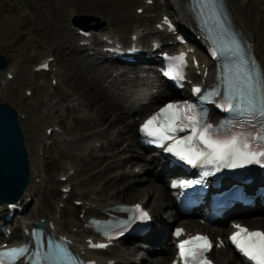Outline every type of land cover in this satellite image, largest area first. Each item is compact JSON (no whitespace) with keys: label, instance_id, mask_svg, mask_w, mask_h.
<instances>
[{"label":"rangeland","instance_id":"374dc122","mask_svg":"<svg viewBox=\"0 0 264 264\" xmlns=\"http://www.w3.org/2000/svg\"><path fill=\"white\" fill-rule=\"evenodd\" d=\"M101 1L102 0H95L97 3ZM230 1L240 13L239 16L242 22H244L247 29L255 37L258 50L264 55V0H249L248 3H245L244 0ZM137 3L138 1L131 2L126 7L129 20L125 27H109L107 29L121 36L123 34L126 35L131 28L132 22H134L132 8ZM165 6L168 10H171L168 1ZM99 12L100 10L93 7L90 2L79 5L73 0H0V56L7 63L19 57L23 58L22 66L16 79L7 86L0 88V102L6 103L11 108L27 116V118L20 123V127L26 134V144L33 155L36 154L37 147L41 144L38 138L42 136L45 124L63 119V122L71 128L69 132L70 141L61 142L60 139V141L56 143V146L49 151L50 158L43 159L41 157H36V162L39 164L45 162L44 166L47 168L48 172L53 175L62 171L66 164H73L76 166L78 172L72 180L78 183L79 185L77 188H80L81 191H85V193L98 188L102 180L105 181L104 177L109 175L110 172L103 173V179L99 177L97 179L88 180V184L82 186V184L85 183L83 180H85L86 177L95 175V173L99 171L98 166L102 162L96 159V166H89L91 165L90 162L92 159L87 155L84 146L94 138L102 137L99 131L103 128L105 129V127L107 128V124L87 129L82 123L73 121L72 116L74 114L72 115V113H74V111H68L66 115V108L64 109V106L57 107L59 109L58 115L45 117V121H39L38 119L41 117L39 108L41 106L45 107L42 98L49 97L51 90L49 88H36L34 84L41 76L32 75L30 73V66L50 53L55 55L60 66V78L66 85L62 88H58L51 98L61 97L63 104H66L68 99H76L79 102H83L82 98L77 95V90H75L74 87V81L77 79L76 77H79V73L75 69L78 59L71 55V53L68 54L70 49L66 48V43H61L57 37L52 35V33L61 26L54 20L53 15L56 13L63 18V14H65L67 19L66 26L69 29L71 24L69 17L73 13H78L82 21L88 20L91 22L92 18H94V20H98L95 24H106V20L101 18ZM24 88H32L33 96L21 100L20 97ZM110 95L113 97L112 93H110ZM84 112L86 113V119L88 118L90 121L97 117L93 112L87 110ZM64 115H66V117ZM89 123L92 124V121ZM74 124L75 126L73 127ZM120 129V125L117 124L111 128L114 139V135L118 134L119 132L117 131ZM81 138L83 139L82 141L79 140ZM122 140L123 139L119 137L118 141L120 142L119 145H117V147H119L118 149H122L125 144ZM120 153L123 155L127 153V151H121ZM41 166L42 165H40V167ZM87 167H90L88 171ZM79 170H83V173H79ZM109 176L112 175L110 174ZM139 180L140 178H128L129 183L133 181L138 183ZM113 191L114 190L109 189L107 194H111ZM117 199L132 203L137 197L128 199L126 196L118 195ZM147 205L149 206V204Z\"/></svg>","mask_w":264,"mask_h":264},{"label":"snow or ice","instance_id":"6c2138e0","mask_svg":"<svg viewBox=\"0 0 264 264\" xmlns=\"http://www.w3.org/2000/svg\"><path fill=\"white\" fill-rule=\"evenodd\" d=\"M175 59L183 63L184 54L181 53ZM178 67L179 65L171 66L165 74L173 78L180 76ZM194 91L199 92L200 89ZM254 91L252 77L249 76L248 91L241 94L247 102V111L255 108L251 98ZM235 99V94L227 97L226 110L232 111L242 107L240 102L233 103ZM186 130L187 135H177L178 132ZM140 131L155 137L153 142L161 145L168 141L165 151L173 153L191 165L198 163L218 165L217 170H219V167L236 168L250 163H261V158H264V134H253L252 131L245 130L224 133L220 128L204 123L192 105L167 103L140 125ZM204 174L208 175L207 172ZM134 207L139 212V219L149 218L139 205ZM235 227L237 231L229 237L235 247L255 264H264V231L249 230L241 225ZM181 232V229L176 230L177 235ZM91 246L99 248L106 245ZM178 247L183 264H211L205 255L212 247L208 237L201 234L189 236L181 240ZM24 251L25 249L22 248L12 249L6 255L14 258ZM0 264L5 262L0 260Z\"/></svg>","mask_w":264,"mask_h":264},{"label":"bare ground","instance_id":"6f19581e","mask_svg":"<svg viewBox=\"0 0 264 264\" xmlns=\"http://www.w3.org/2000/svg\"><path fill=\"white\" fill-rule=\"evenodd\" d=\"M73 1L79 5H83L85 4V2L92 3L93 7H96L100 10L99 15L101 16L102 19L106 20L108 26L122 28L126 26L129 20L126 7L128 6L129 3L134 2L136 0H102L99 3L95 2V0H73ZM174 1L176 3L178 0H174ZM233 15L234 17L238 16V12L234 6H233ZM53 17L54 20L58 22L61 26L56 31H54L52 35L57 37L61 43H67L69 45H73L74 34L69 29H67L65 25L66 23L65 14H63V18L62 16L61 17L58 16L56 13L53 15ZM91 26H94L93 22ZM150 31L151 30H149V32ZM79 54H80L79 52L77 51L75 52V56L78 57L77 63L75 65V69L79 73V77H76L77 79L74 81V87L75 90H77V95H79L83 100L82 102L83 111L87 110L93 112L94 114H96L97 117L91 120L92 124L89 123L91 121L90 119L88 120V118L87 119L84 118L81 120L78 118V122L82 123L83 126L87 129L94 126H101L107 124V128L105 129L103 128L101 131H99L100 134L102 135L106 134L107 136L112 135L111 128L114 125L116 124L120 125L122 128L125 129V131L123 132V135L119 131L118 134L114 135L115 139L110 138L109 139L111 140L110 146L112 148L118 149L117 139L122 135L121 138L124 139L123 142L127 141V144L122 150L124 151L126 148L131 149L133 147V142H134V129L137 124L136 121L132 119L134 114L131 115L129 113V110H127L124 107V105L121 103V97L119 99H113L110 96L108 90L114 88L113 85L108 87L103 86L102 77L109 71L108 68L99 69L95 66H91L89 64L90 61H88V59L85 56L83 55L80 56ZM259 56L261 59H263L262 54H259ZM114 90L117 89L114 88ZM51 109H55V108L52 107ZM40 118H44V117H39V119ZM130 118L132 120H130ZM79 140L82 141L83 139L81 138ZM118 155H120L119 152L115 154V156ZM29 160L30 161L34 160V157H32L31 154L29 156ZM119 160H121L120 166H125L128 162H132L127 158L119 159ZM134 163L138 164L139 162L134 161ZM90 164L91 165L89 166L95 167L97 164V160L92 159ZM89 169L90 167L87 170ZM83 170H79V173H83ZM99 177H102L101 179H103V173L97 171L95 175H90L86 177L85 180H83V182L85 183L82 182L83 184L82 183L81 184L82 186H86V184H88V180L97 179ZM31 183L32 181H30L28 185ZM100 188H101L100 191L91 190L90 192H88V194H86V196L91 194L95 196H101L100 202L103 208L113 206V204L115 203L114 200L118 198V195L126 196L128 199H132L134 197H137V199L140 198L146 199V204H149V207L154 213L156 221L162 224V228L159 229L154 228L153 231L144 238L145 240H147L148 244L149 243L151 245L160 244L159 242L160 238L158 236H160L161 233L165 232L164 227L166 226L162 223V219L164 218L165 215L169 214L168 208L172 206L169 201V197L166 193V190H164V188H162L161 185L153 182V179H150L149 182H147V184L138 185L133 182L129 183L127 177L120 176L118 178L109 179L107 181L102 180ZM109 189L114 191L110 196H107L106 194L109 191ZM102 192H104V194ZM75 193L76 192L74 190L73 194ZM49 194H50L49 198H54L58 194L57 187H52ZM49 203H50L49 199H45V200L42 199L41 204L40 203L38 204V208L42 207L41 210L40 211L36 210V212L33 214L34 216L32 217L33 218L38 216L49 217L50 216L48 214ZM73 211L74 208L71 205H68L64 209V217H68V219L70 220L69 222L70 225H75L77 221V218H75V215H73ZM64 223L65 222L63 221L62 224L60 225L61 228L65 227ZM164 223L167 222L165 221ZM254 225H256L255 227H264V220H259L258 222H254ZM157 247H156L157 249L155 248L154 251L161 250L160 252L162 253V255L160 257L150 256V254L147 252V256H144L145 260L141 259L140 263L168 264V261L171 258V252L167 251L165 248L163 249L162 246H157ZM132 251L133 248H130V255H132L131 254Z\"/></svg>","mask_w":264,"mask_h":264},{"label":"water","instance_id":"95a60500","mask_svg":"<svg viewBox=\"0 0 264 264\" xmlns=\"http://www.w3.org/2000/svg\"><path fill=\"white\" fill-rule=\"evenodd\" d=\"M27 165L16 112L0 104V200L12 201L20 194L28 178Z\"/></svg>","mask_w":264,"mask_h":264}]
</instances>
